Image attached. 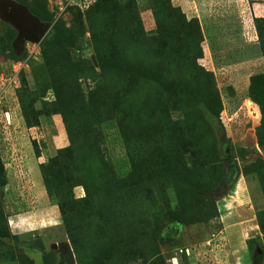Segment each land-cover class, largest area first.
Here are the masks:
<instances>
[{
    "label": "rangeland",
    "instance_id": "rangeland-1",
    "mask_svg": "<svg viewBox=\"0 0 264 264\" xmlns=\"http://www.w3.org/2000/svg\"><path fill=\"white\" fill-rule=\"evenodd\" d=\"M19 1L40 8L50 30L15 60L17 32L0 20V264H59L49 247L65 243L76 264H264V117L250 93L264 74L255 30L264 0H161L172 17L177 8L185 16L173 29L180 51L169 54L144 43L160 34L158 0H133L146 48L105 47V68L96 59L104 39L92 34L96 0ZM44 64L46 75H36ZM56 75L72 93L91 94L84 108L71 110L74 119L38 101L24 116L20 92ZM256 90L264 105V85ZM48 93L43 101L59 103ZM71 144L82 166L64 171L65 193L91 205L90 235L77 245L35 189L37 180L45 190L40 165ZM234 162L240 175L223 186ZM225 216L242 223L227 233Z\"/></svg>",
    "mask_w": 264,
    "mask_h": 264
},
{
    "label": "trees",
    "instance_id": "trees-1",
    "mask_svg": "<svg viewBox=\"0 0 264 264\" xmlns=\"http://www.w3.org/2000/svg\"><path fill=\"white\" fill-rule=\"evenodd\" d=\"M15 1L20 4L26 5L29 12L34 15L38 20H40V22L45 21L40 13V8H36V6H34L33 4H26L19 0ZM160 2L161 0L157 1L158 7H156L155 15L156 23L158 24V26H160V34H158L154 38L145 37L147 42L144 43H153L155 44V46H158V48H160L161 50L167 51L168 54L172 53V50L180 51L179 48L181 47L177 46L175 42L178 43L179 36L181 37V34L176 31L173 32V29L174 26L178 25L181 19L182 22L185 21V16H183L184 14H182L177 8L176 11L180 13V18L177 16L172 17V13L169 12L167 9L162 8ZM89 6L91 12L95 11L94 19L96 18V27L98 28L97 29L95 27L94 31H92V34L94 36L100 34L104 39L103 43L98 44L100 45V49L97 50L96 55L98 67L105 68V53L103 52V50L105 49V47H110V45L114 46V48L117 49H130L132 47H136L137 50L138 48H146V45L141 46V40L138 41V35L142 36V34H144V30L139 20V15L133 7V0L128 5V7H124L123 5H121V3L116 0H96L94 3L89 4ZM94 19L92 18L91 20ZM161 25H164L163 29L161 28ZM255 28L256 34L259 33L257 35L258 39L260 38L259 40H262V47L264 50V18L256 19ZM55 29L56 28L54 26V30ZM171 37H174V43L170 39ZM9 48L11 49L12 57L15 60H19L22 57L15 55L12 50L11 43H9ZM133 53H136V51H133ZM45 63H48V66H51L53 64L49 62L48 58ZM44 68L45 64L44 66L38 68V70L36 71V75H46L43 72ZM88 73L90 74L89 71ZM251 81L253 83L252 91L250 92L251 96L253 97L255 102L258 101V103H261L263 110L262 114L264 117V105L261 100L259 102V95L257 94L256 90L258 86L264 85V74L254 76ZM64 82L65 78L60 75H56L50 81H48L47 78L44 79L41 83V89L38 88L35 92H29L27 88H24L23 91L20 92L19 97L24 116L26 115V112L28 110L32 111L34 109L33 106L39 101L42 105L44 104L45 107L57 108V106L55 105H62L58 110L62 112H69L70 115L74 116L73 118L75 119L77 113H72L71 110H75V108L81 107L79 106L81 104H83L84 108V102L85 100H87V97H89L91 94L89 96L85 95L83 93V90H81L80 88L74 89L75 91L72 93L70 91L72 90V86H70V90H68L69 88L67 89L65 87ZM255 84H257L258 86L254 87ZM49 89L54 91L55 96H57L56 101H59L60 104L57 102H47L45 100L43 101V98L46 95L48 101L52 99L48 98L49 95H53L51 93L47 94V91ZM71 121L69 119L64 120V122H66L65 128L68 134L69 142L73 144L77 143V141L74 134V128L70 126L72 125ZM259 128L260 129L257 132L258 139L260 140V142H263L264 125L262 124V120L261 126H259ZM76 136H78V134H76ZM72 144L71 146L69 145L66 148L59 149L56 157L51 158L47 164L40 165V170L41 175L43 177L42 182L46 191V195L47 197L49 196L52 199L53 204H55V206L58 208V212L61 216V222L65 228L66 233L68 234L71 243L77 245V243H79V240L86 239L87 236L90 235L92 224L89 220L91 205H88L87 196L85 198L74 201L70 200L65 193L66 190L64 186L70 179L65 178V175L63 174L64 171L67 170L66 168L69 169L70 166H72L74 169H77L82 166L75 164L76 162L80 163L81 154L78 148L72 147ZM74 166H76V168Z\"/></svg>",
    "mask_w": 264,
    "mask_h": 264
},
{
    "label": "water",
    "instance_id": "water-1",
    "mask_svg": "<svg viewBox=\"0 0 264 264\" xmlns=\"http://www.w3.org/2000/svg\"><path fill=\"white\" fill-rule=\"evenodd\" d=\"M0 20L10 24L17 32L13 42V51L20 56L26 43L40 44L50 30V24L40 22L28 9L14 0H0ZM232 168L234 177L226 184L229 187L240 175L238 162H234ZM32 247L41 253L46 252V247L41 239L31 242ZM50 250L58 252L60 263L65 259V264H76L75 256L69 244H51Z\"/></svg>",
    "mask_w": 264,
    "mask_h": 264
},
{
    "label": "crops",
    "instance_id": "crops-1",
    "mask_svg": "<svg viewBox=\"0 0 264 264\" xmlns=\"http://www.w3.org/2000/svg\"><path fill=\"white\" fill-rule=\"evenodd\" d=\"M259 18H263V17H259ZM257 19V18H256ZM35 180V179H34ZM36 182V185H35V189L38 191V193L37 194H39V196H40V201L41 202H47L48 200V198H46V193H45V190L44 189H42V188H40L39 187V182L37 181V180H35ZM238 220H240V219H235V221H233V222H230L231 220H230V217H226L225 216V222H224V225H225V229H228V230H226V232L227 233H230V229L232 228V229H236V228H234L233 226H238V224H240V223H242V221L241 222H239ZM242 233V232H241ZM237 235V234H236Z\"/></svg>",
    "mask_w": 264,
    "mask_h": 264
},
{
    "label": "flooded vegetation",
    "instance_id": "flooded-vegetation-1",
    "mask_svg": "<svg viewBox=\"0 0 264 264\" xmlns=\"http://www.w3.org/2000/svg\"><path fill=\"white\" fill-rule=\"evenodd\" d=\"M234 174H235V171L234 169L231 167V169H229L226 174H225V177H224V184L223 186H226V184L234 177ZM59 264H65V259L62 261V263H60V260H59Z\"/></svg>",
    "mask_w": 264,
    "mask_h": 264
}]
</instances>
